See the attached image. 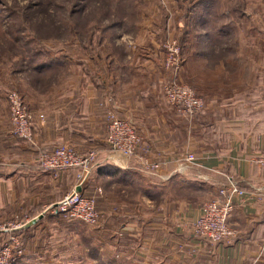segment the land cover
I'll return each mask as SVG.
<instances>
[{
  "label": "crops",
  "instance_id": "crops-1",
  "mask_svg": "<svg viewBox=\"0 0 264 264\" xmlns=\"http://www.w3.org/2000/svg\"><path fill=\"white\" fill-rule=\"evenodd\" d=\"M208 31L212 33L208 28L200 31L195 36L196 40L190 41L186 47L192 53L190 57L199 58L202 69L206 67L209 72L201 73V83L205 90L203 94H206L204 98L211 103L206 107L214 109L215 125L210 130L199 133V136L205 133L207 141H215L213 146L200 141L201 147L195 150L191 147L189 149L186 144L176 145V142L168 141L172 137L170 133L175 132V123L168 122L169 131L166 125L159 129L160 123L164 124L165 121H159L155 116H147L148 111L144 104L146 98L138 95L136 97L134 94L128 97L126 84L122 80L111 84V89L104 88L102 94H99L95 87L101 84L95 82L93 72L82 69L83 65L74 76H68L69 69L67 72H59V75H66L59 82V104L51 105L48 114H45V120L35 121L38 130L32 122L36 143L33 148L25 150L29 155L22 159L0 156V218L30 221L24 228L25 237L21 243L24 252H27L16 264H30L31 256H35V251L30 252V245L38 242L44 245V239L36 238L35 233L51 225L44 215L60 217L54 212L55 204L76 185L72 172L54 175L39 168L40 153L61 144L70 145L79 153L89 149L99 150L97 165L82 192L84 195H92L101 187L100 184H105V187H101L103 193L97 197V201L105 202L104 209H108L105 205H112L111 190L121 195L125 192L137 195L133 202H129L128 196H125L121 207L126 215L131 209L141 208L140 212L144 215L139 216L137 221L142 223L136 224L127 220L117 229L111 225L110 216L103 222V214L101 223L108 234L117 229L118 234L127 239L126 244L136 242L139 247L133 256L137 259V264H156L157 261L158 264H264V172L255 162L264 147V104L261 102L262 93L260 101L256 97V46L249 39L242 41V44L239 42L231 46L213 47L209 42ZM214 33L215 42L224 39V31L217 30ZM234 35L237 37L239 34ZM218 52L219 55L213 56ZM15 59L13 54L11 64ZM68 60L71 58H65L64 63L69 67L74 59L71 62ZM87 65L90 66V63ZM119 68L121 69V65ZM229 70H232L231 74L228 73ZM14 72L12 70L10 75L13 76ZM85 72L87 76L84 75ZM2 85L0 152L4 154L15 150L16 146L14 139H8L9 136L2 132L3 124H8L5 100L7 90ZM30 94L29 99L34 101L37 108L46 101L42 96L36 97L38 100L32 98V94H39L33 87ZM32 112L33 115L40 113ZM113 112L133 124L142 139L134 158L115 154L105 144L107 119ZM154 114L159 115V112L155 111ZM186 149L195 154L196 159L190 165L181 160V152ZM143 153H147L146 156L151 162L159 163L158 168L151 174H144L141 170L138 158ZM191 170H196L198 175ZM210 173L219 174L228 181L234 176L239 188L247 193L244 198L234 199L233 211L228 218L229 226L236 231L235 236L228 242L218 244L197 240L192 235L191 228L183 224L196 220L201 214V206L198 208L183 202L176 207L174 202L165 203L166 200L163 208L158 205L160 192H165L164 188L174 182L177 176H181L178 181L184 185L183 188H187L196 179L200 181L201 189L209 190V193L206 192L207 196H218V190L212 191L214 186L211 188L207 184ZM65 190L66 194L63 193ZM65 228L70 229L68 226ZM5 235L7 234H0V239ZM125 256L126 254H121V259ZM52 261L58 264L59 255Z\"/></svg>",
  "mask_w": 264,
  "mask_h": 264
},
{
  "label": "rangeland",
  "instance_id": "rangeland-1",
  "mask_svg": "<svg viewBox=\"0 0 264 264\" xmlns=\"http://www.w3.org/2000/svg\"><path fill=\"white\" fill-rule=\"evenodd\" d=\"M204 3V0H0V82L4 83L0 85L7 90L5 100L9 92H16L20 96L22 106L31 116L32 128L30 142L14 137L11 134L8 109V124L7 126L3 124L2 132L9 136L8 139H14L13 143L16 147L8 153L0 152V156L22 159L29 155L25 150L33 148L36 143L33 124L35 126V121L45 120V114H48L51 105L59 104V82L66 76L59 75V72H67L69 69L68 76H74L81 65L83 70L93 72L95 82L101 84L95 87L97 93L102 94L104 88L111 89V84L122 80L126 84L128 97L134 94L136 97L138 95V97L146 98L144 104L145 110L148 111L147 116H155L159 121L162 119L165 121L164 124L159 122V129L163 125H170L168 122L175 123V132L170 133L172 137L168 141L176 142V145L186 144L189 149L191 147L195 150L201 147L200 141L215 145L212 139L206 140L205 133L199 136V133L210 130L215 125L214 109L206 107L211 103L204 98L206 94H203L205 90L201 83V73L209 72L205 69L206 67L202 69L199 58L190 57L192 53L187 51L186 45L188 46L192 40L195 41L196 34L207 28L212 30V33L208 31V36L213 47L231 46L239 42L242 44V41L250 39V43L256 46L254 54L256 97L260 101L262 93V102L264 97V0H211L206 7ZM201 7L203 11L207 10L205 13H208L203 18L208 17V19L194 24L197 18L196 13H200ZM230 21L237 27V31L229 30L230 33L227 36L224 34L222 41L215 42V28ZM237 33L239 35L235 37L234 34ZM172 42L178 49L175 56L180 63L178 67L167 66L165 63L166 47ZM13 54L16 59L11 64ZM216 55H219V52L213 54V56ZM62 57L71 58L68 60L70 62L74 59L73 64L68 67L64 63L65 59H61ZM76 61H78L77 64ZM88 62L90 66L87 65ZM12 70H15V77L14 74L10 75ZM231 72L232 70L228 71L229 74ZM84 75L87 76V73L85 72ZM171 79H176L177 83L188 87L201 98L205 104L204 109L189 119L180 115L177 108L168 104L163 95V86ZM30 85L39 93L32 94V98L38 100L36 97L42 96L46 100L39 108L29 99L32 89ZM32 111H40V113L33 115ZM155 111L159 112V115H155ZM111 115L128 122L127 119L116 116L114 112ZM35 128L38 130L37 124ZM169 128L170 126H167V131ZM163 133L162 131L161 134ZM166 135L169 136L167 132ZM189 149L182 151L181 154L191 153L195 156ZM89 151L96 154L95 168L99 150L89 149L84 153ZM146 154L143 153L145 157H147ZM191 172L198 175L196 170ZM77 173V170L73 172L74 178ZM180 177L177 176L174 182L166 186L165 192H160L158 204L160 208H163L167 202H174L176 207L179 203L187 202L202 208L206 202L221 200L219 193L218 196H207L206 192L209 193V190L201 189V183L196 179H193L187 188H183L184 185L178 181ZM207 178V184L209 183L211 188L214 185L215 189L212 188V191L219 192L225 184L229 183L219 174L210 173ZM230 180L237 183L234 176ZM100 185L102 187L105 184ZM101 187L95 190V210L100 215L99 223L96 226H90L77 220H66L61 216L55 218L45 214V220L51 225L35 233L36 238L44 239V245H40V242L30 245V252L35 251V256H31L32 260L29 261L30 264H57L52 261L57 255H59L58 264L138 263L133 254L139 246L133 241L126 244L127 239L120 236L117 230L127 220L136 224L141 222L137 221L139 216L144 215L141 213V208L131 209V212L126 215V211L121 207V201L125 199V196H128L129 202H133L137 195L133 192H125L121 195L111 190L112 205L110 207L105 205L108 209H104L105 202L97 201L98 195L103 193ZM63 193L66 194V190ZM164 200H166L165 203ZM102 214L103 222L106 221L107 216H110L111 225L117 228L113 233L108 234L102 228ZM190 223L183 222L186 226ZM22 224H25L22 219L0 218V227H17ZM232 230L236 234V231ZM2 233L5 232L0 234ZM14 233L22 243V238L25 237L24 230L18 229ZM6 234L0 240H5L8 237V233ZM192 235L200 240L193 231ZM26 252L27 250L23 255ZM123 253L126 256L121 259ZM62 259L63 261H60ZM148 264L152 263L148 262Z\"/></svg>",
  "mask_w": 264,
  "mask_h": 264
},
{
  "label": "built area",
  "instance_id": "built-area-1",
  "mask_svg": "<svg viewBox=\"0 0 264 264\" xmlns=\"http://www.w3.org/2000/svg\"><path fill=\"white\" fill-rule=\"evenodd\" d=\"M166 49V65L178 67L180 63L175 58L178 49L174 43L172 42ZM163 95L168 104L177 108L178 113L188 119L205 107L201 98L188 87L177 83L176 79H171L163 86ZM6 102L10 115L11 134L20 140L30 142L32 139L31 116L22 106L20 96L16 92H9L6 95ZM105 144L115 154L134 158L142 144V139L132 125L110 114L107 119ZM195 159L191 153H185L181 157L186 165L192 164ZM95 160L94 152L79 154L68 145H57L40 153L38 165L43 171L52 174L71 169L78 171L75 187L55 204L54 212L64 219L77 220L90 226H96L99 223L100 215L95 210V198L86 196L82 192L94 168ZM138 162L144 174H151L159 166V163L151 162L144 155L139 156ZM255 162L264 171V147L262 153L255 158ZM218 193L221 200L203 204L200 216L189 224L194 235L210 244L226 242L235 236V232L228 224V218L233 211L234 199L244 198L247 195L237 183L231 180ZM29 222L26 220L25 224L17 227H0V233H8L5 240H0V264H15L21 259L24 249L14 231L25 230Z\"/></svg>",
  "mask_w": 264,
  "mask_h": 264
},
{
  "label": "trees",
  "instance_id": "trees-1",
  "mask_svg": "<svg viewBox=\"0 0 264 264\" xmlns=\"http://www.w3.org/2000/svg\"><path fill=\"white\" fill-rule=\"evenodd\" d=\"M205 1V3H204V7H206L207 6V4H208V2L209 1H211V0H204ZM200 7V6H199ZM207 10L205 9L204 11H203V8L201 7V11H200V13H196V15H197V18L194 20V24H196V22H198V24L199 23H201L203 20H206V18H203V17H205V14H208V13H205ZM218 29H222L224 32H225V35L227 36V34H229L230 33V31L229 30H231V31H237V27H235V25L233 24V22H227V23H225L224 25H221V26H219V27H216L215 28V30L214 31H217ZM66 58V57H65ZM64 57H62L61 59H65ZM263 104H264V97H263ZM200 112V111H199ZM198 113V112H197ZM195 116V115H194ZM48 150V149H47ZM46 150V151H47ZM81 154H83V153H81ZM39 157V156H38ZM260 168V167H259ZM260 170H261V168H260ZM76 172V170H74V169H71V170H67V171H63V172ZM261 171H263V170H261ZM264 172V171H263ZM54 175H56V174H54ZM89 180V179H88ZM88 180H87V182H88ZM214 186V185H213ZM85 187V186H84ZM84 194V193H83ZM86 196H92V197H94L95 198V196H96V192L94 193V194H92V195H86ZM18 263V262H17ZM16 264V263H15Z\"/></svg>",
  "mask_w": 264,
  "mask_h": 264
}]
</instances>
